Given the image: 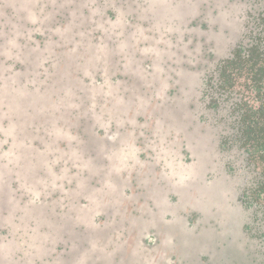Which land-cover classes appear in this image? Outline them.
Returning <instances> with one entry per match:
<instances>
[{"label": "rangeland", "instance_id": "obj_1", "mask_svg": "<svg viewBox=\"0 0 264 264\" xmlns=\"http://www.w3.org/2000/svg\"><path fill=\"white\" fill-rule=\"evenodd\" d=\"M259 12L0 0V264H261L253 174L205 93Z\"/></svg>", "mask_w": 264, "mask_h": 264}, {"label": "trees", "instance_id": "obj_2", "mask_svg": "<svg viewBox=\"0 0 264 264\" xmlns=\"http://www.w3.org/2000/svg\"><path fill=\"white\" fill-rule=\"evenodd\" d=\"M212 109L226 105L228 135L224 143L239 150L253 174L252 184L241 194L264 241V13L250 15L245 35L229 57L219 62L206 82ZM260 163V168L256 166ZM257 233V232H256ZM256 236V235H255ZM264 244V243H263ZM264 254V245L261 254ZM264 264V255L261 256Z\"/></svg>", "mask_w": 264, "mask_h": 264}]
</instances>
